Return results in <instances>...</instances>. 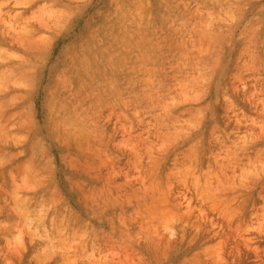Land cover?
<instances>
[{
    "label": "rangeland",
    "instance_id": "374dc122",
    "mask_svg": "<svg viewBox=\"0 0 264 264\" xmlns=\"http://www.w3.org/2000/svg\"><path fill=\"white\" fill-rule=\"evenodd\" d=\"M224 1L0 0V264H264V0Z\"/></svg>",
    "mask_w": 264,
    "mask_h": 264
},
{
    "label": "bare ground",
    "instance_id": "6f19581e",
    "mask_svg": "<svg viewBox=\"0 0 264 264\" xmlns=\"http://www.w3.org/2000/svg\"><path fill=\"white\" fill-rule=\"evenodd\" d=\"M224 1V0H223ZM227 1H229V0H227ZM226 1V2H227ZM222 2V0H220V2L219 3H221ZM225 2V1H224ZM217 3V2H216ZM40 213V212H39ZM41 215H37V214H33V215H30L29 216V219L31 220V222H34V223H41V221H42V217H40ZM32 226V225H31Z\"/></svg>",
    "mask_w": 264,
    "mask_h": 264
}]
</instances>
